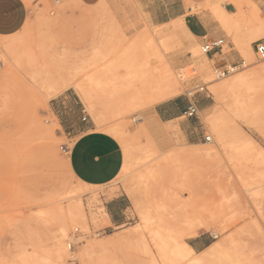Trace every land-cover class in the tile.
I'll list each match as a JSON object with an SVG mask.
<instances>
[{
	"label": "rangeland",
	"instance_id": "rangeland-1",
	"mask_svg": "<svg viewBox=\"0 0 264 264\" xmlns=\"http://www.w3.org/2000/svg\"><path fill=\"white\" fill-rule=\"evenodd\" d=\"M24 1L23 27L0 35V264H264V0H180L221 24L244 6L222 27L246 66L221 79L178 21L151 23L159 0ZM173 100L199 115L161 120ZM88 130L129 154L108 185L81 183L63 151Z\"/></svg>",
	"mask_w": 264,
	"mask_h": 264
},
{
	"label": "crops",
	"instance_id": "crops-1",
	"mask_svg": "<svg viewBox=\"0 0 264 264\" xmlns=\"http://www.w3.org/2000/svg\"><path fill=\"white\" fill-rule=\"evenodd\" d=\"M82 1L88 5L99 2V0ZM224 9L230 14L236 13L227 8ZM147 13L153 25L163 26L172 21H178L182 31L196 43L206 44L212 40L223 39L230 52L224 53L225 46L222 50H216L207 55L220 68L236 66L244 61L233 42L237 34L229 35L223 27L230 26L222 25L216 17L213 18L208 13L193 14L185 9L180 0H172L169 3L159 0L158 4ZM26 19L27 4L24 0H0V35L17 32L23 27ZM177 102L173 100L159 105L156 108L157 116L165 121L178 119L188 105L179 106ZM67 157L74 176L90 187L105 186L113 182L121 173L124 164L123 150L119 141L108 133L93 130L83 132L75 143L68 147ZM195 240L198 246L201 244L202 237L199 236ZM190 246L195 251L196 244Z\"/></svg>",
	"mask_w": 264,
	"mask_h": 264
},
{
	"label": "bare ground",
	"instance_id": "bare-ground-1",
	"mask_svg": "<svg viewBox=\"0 0 264 264\" xmlns=\"http://www.w3.org/2000/svg\"><path fill=\"white\" fill-rule=\"evenodd\" d=\"M245 8H244V6L242 5V4H240V5H238V10H236V13L234 14V15H230L225 9H220V13H221V22H222V24L224 25V26H231V25H234V24H237V23H239L241 20H243V18L245 17ZM263 17V16H262ZM252 43H249V44H247V48L245 49L246 50V52L249 54V55H251L252 53H253V48H252V45H251ZM247 81V77L245 76V77H241V78H239L236 82H234L233 84H230L231 86H233V85H236V84H241V83H245ZM163 83L167 86V87H170V86H172V84H173V78H172V74L169 72V74H167L164 78H163ZM177 93V92H176ZM161 96V95H160ZM169 96V95H168ZM162 100V99H161ZM218 128V127H217ZM220 129V128H219ZM217 132V131H216ZM217 133H219V132H217ZM223 133V132H222ZM221 134V133H220ZM245 136V135H244ZM221 137V136H220ZM219 137V138H220ZM246 137V136H245ZM218 138V139H219ZM221 139V138H220ZM221 140H223V139H221ZM253 141V140H252ZM220 143H221V141H219ZM218 142V143H219ZM254 143V142H253ZM215 145H217V143L215 142ZM219 145V144H218ZM125 151L128 153L129 152V150H128V148L126 147L125 148ZM207 152L209 153V154H213V152H214V147H212V148H208L207 149ZM129 155V154H128ZM127 155V161H125V163L123 164V168H122V171L121 172H125L126 170H127V168H128V166H129V159H130V157ZM130 156H131V154H130ZM132 157V156H131ZM79 180V179H78ZM84 185H86V184H84ZM87 186V185H86ZM90 187V186H89ZM134 205H135V207H137V208H140V202H139V200H137L136 198L134 199ZM75 215H76V212H75V210L73 209V210H71L70 212H69V219H71V218H74L75 217ZM107 218V217H106ZM108 220H109V216H108V218H107ZM66 223V222H65ZM63 225H64V223H62ZM62 227V226H61ZM61 227H60V229H61ZM65 226L62 228V232H65ZM60 236H61V234H60ZM59 237V236H58ZM57 240L58 239H56V242H57ZM62 241V240H61ZM62 243V242H61ZM57 244H58V242H57ZM63 245V244H62ZM59 246V245H58ZM59 248V247H58ZM60 251V250H59ZM61 251H63V250H61ZM222 251V250H221ZM195 253V251H194V249L191 247V246H189V245H182V246H180L179 248H178V253H177V256H178V258L179 259H181L182 261H185V260H188L193 254ZM64 254V253H63ZM60 255H62V253L60 254ZM59 255V257H57V258H61V256ZM55 256H56V254H55ZM64 256H66V255H64ZM62 257H63V255H62ZM56 258V257H55ZM235 258V257H234ZM54 259V258H53ZM65 259V258H64ZM195 262V261H194ZM195 263H197V262H195ZM55 264V263H54ZM58 264V263H57Z\"/></svg>",
	"mask_w": 264,
	"mask_h": 264
},
{
	"label": "built area",
	"instance_id": "built-area-1",
	"mask_svg": "<svg viewBox=\"0 0 264 264\" xmlns=\"http://www.w3.org/2000/svg\"><path fill=\"white\" fill-rule=\"evenodd\" d=\"M225 46H226V43L223 39L212 40L206 44H203L201 47V50L205 55H209L210 53H212L216 50H222ZM256 53L258 54V56L261 59L264 60V43L259 42L256 44ZM245 66H246V62L242 61L239 65H236V66L229 65V66H225L223 68H217L215 70V76L217 77V79H221V78L226 77L227 75H230V74L237 72L241 68H245ZM207 91L208 90H207L206 86L197 85V86L193 87L188 92V96L191 99L195 95L202 94V93H205ZM198 115H199L198 106L194 102H189L187 108L183 112L182 117L187 118V119H192V118H196ZM83 120L86 121L87 117H84ZM206 140L208 142H210L211 137H207ZM63 151L65 153H68V148L63 149ZM72 245H73V243H70L69 247L72 248Z\"/></svg>",
	"mask_w": 264,
	"mask_h": 264
}]
</instances>
